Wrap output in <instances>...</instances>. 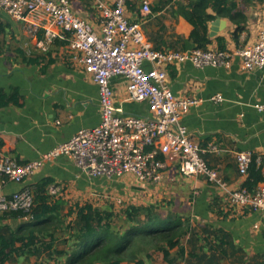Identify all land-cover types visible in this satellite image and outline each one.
<instances>
[{
	"label": "crops",
	"instance_id": "0c3cea01",
	"mask_svg": "<svg viewBox=\"0 0 264 264\" xmlns=\"http://www.w3.org/2000/svg\"><path fill=\"white\" fill-rule=\"evenodd\" d=\"M101 1L110 6L114 3ZM226 1L227 7L234 4L231 14L242 19L239 22L243 30L234 36L237 24L210 6L206 13L213 18L207 26L210 43L206 49H219L218 37L223 39L224 50L230 52L256 41L264 0ZM189 3L190 0H149L150 13L144 14L138 1L129 2L127 16L140 25L153 49L187 51L195 48L189 40L193 27L179 10ZM70 5L76 16L99 31L100 15L91 0H70ZM44 29L60 33L46 17L14 21L0 10V151L19 164L39 159L79 130L100 123L97 86L72 62L67 45H61L59 37L52 42L45 40ZM22 54L34 61H24ZM110 85L120 116H150L146 102L128 98L123 78H112ZM168 85L174 96L198 101L182 115L181 123L202 150L204 161L219 172L230 188H239L247 177L238 172V152L255 155L264 177V112L255 108L257 104L264 105L263 71L243 70L237 56L228 68H196L185 62L168 68ZM15 94L17 102L12 100ZM217 95L221 101L211 100ZM46 178L52 182L49 189H60L55 195L62 199L59 193L63 191L83 194L107 179L89 178L69 158L59 156L45 162L22 184L6 182L2 194L11 195ZM134 182L137 191L146 197V205L160 200L165 211L189 216L197 230L204 226L221 229L228 243L222 264L264 263V211L230 206L217 187L203 177L181 175L177 165L163 171L158 183ZM149 261L152 259L145 260V264ZM159 261L163 263L161 254ZM35 263L34 257H18L5 264Z\"/></svg>",
	"mask_w": 264,
	"mask_h": 264
},
{
	"label": "built area",
	"instance_id": "2783aa9c",
	"mask_svg": "<svg viewBox=\"0 0 264 264\" xmlns=\"http://www.w3.org/2000/svg\"><path fill=\"white\" fill-rule=\"evenodd\" d=\"M91 1L100 15L99 31L73 13L70 0H0V10L14 21L43 16L59 29V34L44 29L45 40L52 42L59 37L67 41L72 62L97 86L100 111L96 127L79 130L37 160L19 164L0 151V213L29 211L32 194L27 187L3 195V186L6 182L22 184L45 162L59 156L69 158L89 178L130 175L139 183H158L163 171L177 165L181 175L200 176L217 187L230 206L264 211V182L252 192L242 186L232 189L216 169L208 166L201 157L202 150L181 123L182 115L198 101L174 96L168 85V68L185 62L196 68H228L237 56L243 70L264 72V16L255 43L236 52L198 48L162 52L153 49L140 25L127 16V5L134 1L149 14V0H114L111 6L101 0ZM114 77L126 81L131 101L147 103L149 117L117 113L110 85ZM211 100L221 101V97ZM255 108L264 112L263 104ZM251 160L249 152L236 153L241 176L247 175ZM49 192L55 193L53 189Z\"/></svg>",
	"mask_w": 264,
	"mask_h": 264
},
{
	"label": "trees",
	"instance_id": "16d2710c",
	"mask_svg": "<svg viewBox=\"0 0 264 264\" xmlns=\"http://www.w3.org/2000/svg\"><path fill=\"white\" fill-rule=\"evenodd\" d=\"M227 4L190 0L180 8L193 27L189 40L195 48L205 50L210 43L207 26L213 17L206 13L210 6L237 24L234 36L243 30L242 19L231 14L234 4ZM216 40L224 50L223 39ZM59 43L67 45L65 40ZM20 58L34 61L23 54ZM12 100L17 102V94ZM246 176L241 186L250 192L264 182L253 154ZM51 184L46 178L27 187L32 194L29 211L0 213V264L18 257H34L35 264H145L153 253L162 255V264H222L226 255L228 243L221 229L197 230L189 216L165 211L161 203L125 205L118 211L112 205L69 204L49 192Z\"/></svg>",
	"mask_w": 264,
	"mask_h": 264
},
{
	"label": "rangeland",
	"instance_id": "374dc122",
	"mask_svg": "<svg viewBox=\"0 0 264 264\" xmlns=\"http://www.w3.org/2000/svg\"><path fill=\"white\" fill-rule=\"evenodd\" d=\"M43 48L45 49L46 47L44 46ZM134 184L135 182L132 176L123 175L121 177H112V178L104 179L103 181L98 182L96 185H92V191L83 194H80L79 191L72 190V192L63 191L62 193H59V195L64 197L65 200L71 203L89 202L97 207H102V208L105 207L106 205H112L113 209L115 211H118L125 205L140 206L145 204L146 197L142 195L140 190L137 191L138 189L136 186H134ZM51 189L55 191L54 194L60 191V189H58V192L57 190H55V188H51ZM158 195H160V193H158L156 196ZM158 199H160V197H157L156 200ZM159 201L160 200H158L157 203H161ZM159 258H160L159 253H153L152 261H151L152 263L150 261L147 263L160 264Z\"/></svg>",
	"mask_w": 264,
	"mask_h": 264
},
{
	"label": "water",
	"instance_id": "95a60500",
	"mask_svg": "<svg viewBox=\"0 0 264 264\" xmlns=\"http://www.w3.org/2000/svg\"><path fill=\"white\" fill-rule=\"evenodd\" d=\"M214 30V29H213Z\"/></svg>",
	"mask_w": 264,
	"mask_h": 264
}]
</instances>
